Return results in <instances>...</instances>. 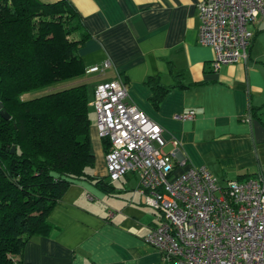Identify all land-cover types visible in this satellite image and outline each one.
<instances>
[{
	"label": "crops",
	"instance_id": "0c3cea01",
	"mask_svg": "<svg viewBox=\"0 0 264 264\" xmlns=\"http://www.w3.org/2000/svg\"><path fill=\"white\" fill-rule=\"evenodd\" d=\"M67 1L89 34L78 50L83 77L98 74L91 85L90 110L95 87L119 80L128 102L161 128L164 151L177 148L178 157L185 159L184 166L173 160L176 172L203 167L219 183L264 178L263 16L248 25L253 39L247 62L214 70L212 48L198 42L203 0ZM105 63L107 68L88 72ZM83 77L77 84L86 85ZM150 78L170 89L157 106L150 101ZM189 111L195 113L192 120L175 119ZM89 142L93 156L92 150L105 152L92 126ZM104 172L101 177L88 173L104 178L112 192L93 181L70 185L48 215L53 226L49 236L32 237L25 244L23 264H167L144 242L160 224L159 212L143 204L134 176L110 182Z\"/></svg>",
	"mask_w": 264,
	"mask_h": 264
},
{
	"label": "trees",
	"instance_id": "16d2710c",
	"mask_svg": "<svg viewBox=\"0 0 264 264\" xmlns=\"http://www.w3.org/2000/svg\"><path fill=\"white\" fill-rule=\"evenodd\" d=\"M89 38L67 0H0V264H23L25 244L49 236L52 208L70 185L93 181L87 86L76 84L31 100L27 93L83 77L78 50ZM157 106L169 88L150 78ZM106 151V141H103Z\"/></svg>",
	"mask_w": 264,
	"mask_h": 264
},
{
	"label": "built area",
	"instance_id": "2783aa9c",
	"mask_svg": "<svg viewBox=\"0 0 264 264\" xmlns=\"http://www.w3.org/2000/svg\"><path fill=\"white\" fill-rule=\"evenodd\" d=\"M198 42L213 50L212 68L246 63L253 33L248 25L264 17V0H203ZM108 67L93 66L89 73ZM90 107L96 131L106 141L104 161L110 182L136 179L143 204L161 221L144 238L167 264H264V178L219 185L205 168L185 165L178 149L166 153L161 128L127 100L119 80L98 84ZM195 113L175 116L192 120ZM176 146V142H172Z\"/></svg>",
	"mask_w": 264,
	"mask_h": 264
},
{
	"label": "rangeland",
	"instance_id": "374dc122",
	"mask_svg": "<svg viewBox=\"0 0 264 264\" xmlns=\"http://www.w3.org/2000/svg\"><path fill=\"white\" fill-rule=\"evenodd\" d=\"M94 76L96 77V76H98V74L97 75H87V76H84L82 78L85 81L86 85H87V93H88L89 101L91 100V93H92L91 85H92V83L94 81V78H93ZM76 84H77V80L76 79L75 80H71V81H65V82H57V83H54V84H52L50 86L43 87V88L31 91V92L27 93L26 95H24L22 98L24 100L35 99V98L42 97V96H45V95L50 94V93H54V92H57V91H61L63 89H67V88L73 87ZM89 119L91 121V126L96 131V125H95L96 115H95V112L92 111V110L89 111ZM96 136L99 139L97 131H96ZM92 151L95 153L94 154L95 159H94L93 168L89 169L90 174L96 173V174L100 175V177H101V175L105 176V172H104V170L106 171L105 161L103 163V161H101V155L98 156L99 153L102 152L103 159H104L103 149H101V152L98 150L99 153L95 152L94 150H92ZM102 163L104 164V166H102ZM177 174H181V173L176 172V175ZM132 181L135 182L134 180H132ZM230 181H234V180H230ZM218 184L222 185V187L225 186V182H221V183L218 182Z\"/></svg>",
	"mask_w": 264,
	"mask_h": 264
},
{
	"label": "water",
	"instance_id": "95a60500",
	"mask_svg": "<svg viewBox=\"0 0 264 264\" xmlns=\"http://www.w3.org/2000/svg\"><path fill=\"white\" fill-rule=\"evenodd\" d=\"M0 115L4 120H9L10 116L9 114L3 109L2 104H0Z\"/></svg>",
	"mask_w": 264,
	"mask_h": 264
}]
</instances>
